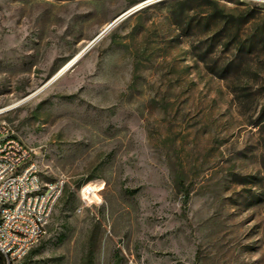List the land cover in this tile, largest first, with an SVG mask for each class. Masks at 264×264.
I'll list each match as a JSON object with an SVG mask.
<instances>
[{"label":"rangeland","instance_id":"obj_1","mask_svg":"<svg viewBox=\"0 0 264 264\" xmlns=\"http://www.w3.org/2000/svg\"><path fill=\"white\" fill-rule=\"evenodd\" d=\"M147 1L0 0V109L134 10L0 115L66 180L24 264H264V1Z\"/></svg>","mask_w":264,"mask_h":264},{"label":"built area","instance_id":"obj_2","mask_svg":"<svg viewBox=\"0 0 264 264\" xmlns=\"http://www.w3.org/2000/svg\"><path fill=\"white\" fill-rule=\"evenodd\" d=\"M33 156L34 151L10 124L0 121V264L25 263L46 236L65 190L64 178L51 182L42 179ZM90 195V191L84 194L87 206Z\"/></svg>","mask_w":264,"mask_h":264},{"label":"bare ground","instance_id":"obj_3","mask_svg":"<svg viewBox=\"0 0 264 264\" xmlns=\"http://www.w3.org/2000/svg\"><path fill=\"white\" fill-rule=\"evenodd\" d=\"M153 1H154V0H149V1H147L146 3H152ZM259 1H264V0H259ZM109 25H110V24L106 25V26L103 28V30H102L101 32H103L104 30H107V33L110 32V30H111L112 28L108 29ZM107 33H106V34H107ZM106 34H105V35H106ZM96 43H97V42H95V44H96ZM95 44L85 47V48H84L83 50H81L80 52L86 50L88 47H89V49H87L86 51H89V50H90ZM80 52H79V53H80ZM79 53H78V54H79ZM78 54H77V55H78ZM77 55H76L75 57H73L71 60H69V61L65 64V66L63 67L64 69H63V68L61 69L62 71L60 72V74L63 73L62 76L68 71L67 69H70V68L73 66V64H74V62H75V60H76ZM62 76H61V77H62ZM34 98H35V96L32 95V96L26 97L25 99H21V100H18V101H16V102L12 103V104H10L9 106L0 109V115H3V114H5V113H7V112H9V111H11V110H13V109L19 108V107H21V106L27 104L28 102H30V101L33 100ZM101 186H102V184H101L100 182H93V183H90L89 185H87V186L83 189V193L86 194L87 192L90 191L91 195L89 196V198H90V199H94V200H96V199L98 198L97 192L101 189Z\"/></svg>","mask_w":264,"mask_h":264},{"label":"water","instance_id":"obj_4","mask_svg":"<svg viewBox=\"0 0 264 264\" xmlns=\"http://www.w3.org/2000/svg\"><path fill=\"white\" fill-rule=\"evenodd\" d=\"M134 11V10H133ZM133 11H131V12H133ZM131 12H129L128 14H130ZM127 14V15H128ZM127 15H125L124 17H126ZM124 17H122V18H124ZM122 18H118V19H116L114 22H112L110 25H109V27H108V29H110V28H113L120 20H122ZM107 33V30H104L103 32H101L88 46H90V45H93V44H95V42H98L99 40H101L104 36H105V34ZM87 49H89V47L87 48ZM86 49V50H87ZM86 50H84V51H82V52H80L78 55H77V57H76V60H75V62H74V64H76V62L78 61V60H80L85 54H86ZM73 64V65H74ZM72 68V67H71ZM70 68V69H71ZM64 69V68H63ZM67 70H69V69H67ZM62 70H60L52 79H50L44 86H42L40 89H38L37 91H35V92H33L31 95H29V96H38L40 93H42L46 88H48L49 86H51L54 82H56L61 76H62V74L63 73H61L60 74V72H61ZM28 96V97H29Z\"/></svg>","mask_w":264,"mask_h":264}]
</instances>
